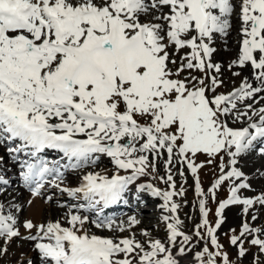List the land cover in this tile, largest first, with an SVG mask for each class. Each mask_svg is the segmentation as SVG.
Masks as SVG:
<instances>
[{
    "label": "snow or ice",
    "instance_id": "obj_1",
    "mask_svg": "<svg viewBox=\"0 0 264 264\" xmlns=\"http://www.w3.org/2000/svg\"><path fill=\"white\" fill-rule=\"evenodd\" d=\"M233 17L241 39L228 67L250 66L252 79L244 76L231 92L219 93L224 82L213 72L221 74L222 66L212 63V45L217 35H230ZM183 49L190 51L181 55ZM262 101L264 0H0V193L10 184L8 168L18 167L32 198L47 187L86 202L69 206L63 222L46 223H21L15 198L0 202V257L20 239L34 242L41 264H181L195 236L206 242L190 264H233L217 231L230 206H242L244 217L252 211L253 221L256 206L264 208V192L242 197L252 186L237 166L264 142ZM102 156L114 166L111 175L88 170L78 175V186L65 184L68 175L94 169ZM200 156L206 160L197 163ZM217 161L219 175L208 192L215 200L228 182L229 195L219 202L213 226L198 170ZM176 164L181 177L185 166L192 173L201 197L193 235L181 230L180 205L173 200L185 194L183 187L176 190ZM142 177L168 188L138 183ZM129 192L163 200L159 207L169 213L162 215L164 241L147 230L143 242L137 239L134 215L119 222L101 215L127 203ZM90 226L130 234L101 236ZM230 231L238 258L248 252L246 241L264 253V227L244 220L239 234Z\"/></svg>",
    "mask_w": 264,
    "mask_h": 264
},
{
    "label": "rangeland",
    "instance_id": "obj_2",
    "mask_svg": "<svg viewBox=\"0 0 264 264\" xmlns=\"http://www.w3.org/2000/svg\"><path fill=\"white\" fill-rule=\"evenodd\" d=\"M184 53L185 52H181V55H183ZM221 64L223 66H225L226 65V61H224ZM193 75L200 76V75H202V73H200V72H194ZM214 75H218V78L219 79H222L223 82H224L223 85L220 88L217 89V92H219V93H228L230 89H232L235 86H237L236 85L237 84L236 79L238 81V78L239 77L238 76L237 77L234 76L233 75V72L231 70H224V71L222 70L221 71V74L214 73ZM231 75H232V77H231ZM234 79H235V81L232 82V80H234ZM232 126H234V125H232ZM205 160H206V157L205 156H200L197 159V163L203 162ZM226 160H227V158H226ZM217 164H218V161H217V163H214V164H211V165L205 164V166L203 167L202 174H204V172L206 174L205 181L202 182V187L204 189H206V187L209 185V183H213L214 180L219 175V171H216V170H219ZM245 167H247V169H248V166H245ZM162 168H163V160H160V162L158 163L159 175H161ZM174 168H176V171L174 173L175 174V178H176L177 175H178V173H179L178 172V168L180 169V165L179 164H176V166ZM259 169H260V167H258L257 169H255L254 167H251L250 170H246L248 173L246 172L245 174H248V175L250 173H252V175L255 174L249 180V182L251 183V186L252 187H254V186H256V187H264V183L262 184V181L264 180V178H263L264 175L261 174V172H260ZM183 171H184V168H183ZM198 174H199V172H198ZM260 175H262V176H260ZM201 177H202V175H201ZM259 177H261L263 180L261 181L259 179ZM199 179H201V178L199 177ZM182 183H183V188H185V186H186L185 189H187V190L184 189L186 192L181 197V198L184 199L182 202H184V201H186V203L190 202L191 205H189V206L192 207V210H193L192 211V215L190 217V221H187L185 219V222H186V224L188 226L185 229H186L187 233L192 234V231L194 230V225H196L198 223V216H197L198 213H197V207L195 205L196 204V201L194 200V197H193V191H192L193 186H192L191 177L190 176H187L185 174L184 178L182 179ZM177 191H179V189H177ZM228 192H229V185H228V182H226L224 185H222L219 189L216 190V197H215V200H214L215 203L217 204L219 200H221L224 196H226L228 194ZM261 192L262 191H260V190H259V193H258V190H254L252 192L249 191V190H246V191L243 190L241 192V195H242V197H248V196L249 197H255L257 195H260ZM245 193H246V195H245ZM210 196H211V193H210ZM207 199H208L207 202H209L210 199L213 200L212 196L211 197L208 196ZM40 200H41V198H40ZM186 205L187 206H183L182 207V209H181L182 212H187V211L190 212V209H189L190 207L188 206V204H186ZM206 206H207V203H206ZM209 206H211L213 208V201H210L209 202ZM153 208L154 207H151L148 210H146V213L143 214L144 216H141L143 218V220H145L144 219L145 215L147 217V216H150L151 214H154L155 213V212L154 213L153 212L152 213L151 212H147V211H150ZM258 210H259V212H258ZM260 210L263 211V208H261L259 205H257L256 208L254 209L255 214L258 217L257 220H255V221H253L252 218H251L252 217V214H253L252 211L249 212V214L247 215V217H244L242 215V206H240V205L231 206V207L227 208V210L225 209V211H224V215L225 216L228 217V214H232L234 216H230L227 219L225 218L224 223L221 225L220 229L217 231V236H218L219 242H222L223 243L226 252L229 253V255H230L229 258L231 260H233L234 262H236V263H239V264H264V253H260L259 250H258V248L250 245L246 241L245 244H244V247L248 249V252L245 255V257H243L241 259V258H238V253H237L236 247L232 246L228 242V240L226 241V239H225L226 238V234H228V233L230 234V232H231L230 230L231 229H235V233L236 234H239L240 228H241V224H242V222L244 220H247V222L252 227H254V228H262V227H264V211L261 212ZM22 212H24V211H22ZM216 219H217V217H216V214H215L214 215L215 222H216ZM157 220L158 219H155V221H152L153 226H150L148 228H139L138 227V229H135V231L138 232L142 238H145L144 236L141 235V231L142 230H147L152 238H157V239H161L162 241H164L166 239L167 234L166 233H164V234L161 233V231L163 229H160L159 230L158 227H161V226H158V225H161V224H158V225H155L154 224V223L157 222ZM22 222H23V220H22ZM152 223H150V224H152ZM189 223H190V225H189ZM116 233H118V232H116ZM159 233H161V235ZM251 238H252L251 236L248 237V240H250ZM261 238H264V236H261ZM16 243H17V239H15L11 244L13 245V244H16ZM193 243H194L193 252L200 251L202 249V244L200 242L197 243L196 242V239L194 237H193ZM0 244H3V241L2 240H0ZM18 244H19V242H18ZM173 250L175 251V249H173ZM184 258L185 257H183V259ZM28 263H29L28 261L23 260L19 264H28ZM33 263H35V262H32L31 264H33ZM16 264H18V263H16Z\"/></svg>",
    "mask_w": 264,
    "mask_h": 264
},
{
    "label": "bare ground",
    "instance_id": "obj_3",
    "mask_svg": "<svg viewBox=\"0 0 264 264\" xmlns=\"http://www.w3.org/2000/svg\"><path fill=\"white\" fill-rule=\"evenodd\" d=\"M233 24H234V27H233L230 35H228L226 41L223 42L221 44V46H220V42H217L216 44L212 45V46H216V48L218 47V50L215 53V61L218 62V61L221 60V63H223L224 61H226V65L225 66H223L221 64V66L224 67V69L228 68V64H229L228 61H230L232 59V57L237 58V56H238V49L240 48V44L238 42L241 39V37L238 34L239 33V22L236 19L233 18ZM236 69L237 68H234L233 70H236ZM239 70H240L241 76H240L238 82H237V79H236V82H237V86L236 87L239 86V84L241 83V80H242V78L244 76H248L250 80L252 79V75H251L252 74V70H251V67L250 66L245 67L243 69H239ZM233 81H235V79L232 80V82ZM262 104H264V101L262 102ZM255 166L260 167L259 170H260L261 174L264 175V163L263 162H260V163H257ZM113 167L111 165H108V167H106L104 170H101V169H96V170L93 169V170L94 171H105L106 170L107 171V174H110V173H112ZM14 168L15 167H9L8 168V172H7V175H10L9 173L13 172ZM178 170H179V168H178ZM76 175H78V174H76ZM260 176H262V175H260ZM177 177H178V175H177ZM73 180H75V178H73L72 181ZM150 180H151V177H142L138 183H144V182H147V181H150ZM151 182L155 184L157 181L156 180H151ZM65 184L68 185V183H65ZM74 184H77V183L72 182V184L70 186H73ZM185 188H186V186H185ZM49 189L51 190L49 193L55 194V196H57V199L58 200H56L54 202L55 204L56 203H59L61 205H64V203H65V204L68 205L69 200L66 197L67 193H61L59 190L53 189V188H49ZM258 193H259V191H258ZM141 194L142 195L145 194L146 195V198L149 199L150 202H153V203L158 204L157 210L160 213H162V215H164V213H163L164 210L159 207V205H161V204H159L160 202L157 201L156 197H152L147 192L141 193ZM245 195H246V193H245ZM21 197H22V200L19 203H23V205L25 206L24 212L21 213L22 216H23V218H24V220L30 219L34 223H46L49 220H52V221L61 220L63 222L62 216H63V213H66L68 207H66V206L64 207L63 206V207L55 208V207H52L51 205H44L43 202H40L37 198H31L29 196L25 199L24 198V195H23V192H21V191L11 192V194H7L4 197L0 196V202H4L5 204H7V203H9L10 200H13V198H15V200H19V199H21ZM29 199H33V203L31 205H28V204L25 205L24 203L27 202V200H29ZM66 201H67V203H66ZM263 211H261V212H263ZM258 212H259V210H258ZM230 216H234V215L228 214V217L226 216V219L229 218ZM224 217H225V215H224ZM180 219L182 220V218H180ZM124 221H127V220H124ZM145 221L146 220H142L141 219L140 220V224L137 225V226H135L133 229L138 228V227H141V226H144L145 225L144 224ZM185 227H186V225H185V223L183 221L182 228H185ZM20 231H21L22 234H26V230L25 229L20 228ZM32 231L34 233L35 232V229H33ZM136 236L138 237V234H136ZM139 236H140V234H139ZM143 239H146V238H143ZM178 239H180V238H178ZM0 245H2V244H0ZM26 246H27V244L26 243L24 244L23 242H19V244L10 245L9 246V250H8V255H6L4 257H0V264H14L16 262L21 261V259L23 260V259H26V258H32L34 254ZM192 256H193L192 254H190V255L188 254L187 256H185L184 259L183 258L181 259V262L182 261H186V262L191 261L190 258H192ZM33 264H36V263H33Z\"/></svg>",
    "mask_w": 264,
    "mask_h": 264
}]
</instances>
